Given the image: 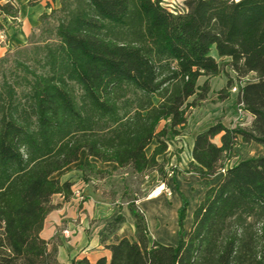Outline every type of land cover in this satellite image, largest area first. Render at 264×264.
<instances>
[{
  "label": "trees",
  "instance_id": "1",
  "mask_svg": "<svg viewBox=\"0 0 264 264\" xmlns=\"http://www.w3.org/2000/svg\"><path fill=\"white\" fill-rule=\"evenodd\" d=\"M177 1L59 0L39 17L60 13L52 39L15 51L10 70L2 65L8 57H0V264H59L56 246L49 248L40 231L56 206L53 195H73L72 182L53 174L82 151L85 181L107 172L91 157L166 178L157 156L207 97L223 62L238 77L255 74L239 96L253 119L247 127L217 119L196 134L188 169L205 193L189 231L184 235L183 200L177 244L150 243L144 212L132 199L135 239H116L107 245L109 260L94 264H264V154L228 165L241 142L264 147V0ZM18 11L0 4L12 19ZM230 85L228 79L220 98ZM124 220L117 214L104 236ZM70 264L91 263L81 257Z\"/></svg>",
  "mask_w": 264,
  "mask_h": 264
},
{
  "label": "crops",
  "instance_id": "2",
  "mask_svg": "<svg viewBox=\"0 0 264 264\" xmlns=\"http://www.w3.org/2000/svg\"><path fill=\"white\" fill-rule=\"evenodd\" d=\"M39 4L36 5L34 14L36 16L43 9H48V7L39 8ZM32 18L27 17L23 20L22 31L19 34H14L12 42L20 41L27 36L30 22H33ZM10 44H12L11 40L5 46H0V49L6 51V47H9ZM229 96L230 94L226 98ZM208 114L212 116L209 110ZM205 117L203 118L205 119ZM216 117H219L218 119L225 126H234L230 122H226L228 116L226 118L222 117V110H219L214 117H209V119L212 120ZM232 117L237 120L236 114H233ZM252 118L250 116L251 121ZM199 124L201 122L193 123L191 118L188 117L187 124L181 134L168 140L167 151L157 156V160L163 163L167 171L165 182L170 193L161 194L154 198L143 197L136 200L138 207L144 212L146 218L147 236L150 243L156 241L165 245L175 246L178 242L179 234L178 210L183 200L187 202L183 223L185 235L191 227L193 211L204 196L205 188L200 184V177L188 169V164L193 159L192 147L196 134L211 125L212 122L210 121L203 126H199ZM219 137L220 135L214 137L217 139V141H214L217 144H220ZM156 144L157 141L153 140L146 147L145 152L147 155L152 152ZM241 144L243 145L241 152L243 151L244 154L240 155L238 145L235 148L236 157L232 164L241 159L254 156L252 153L262 148L256 142H241ZM90 160L95 161L99 168L108 169L110 172L121 169L114 162H101L92 157ZM83 161L84 157L53 174L54 177L60 178L61 181H71L73 191V195L68 200H63L60 194L53 195L52 203L56 206L46 215L40 231V236L49 241V248L56 246V257L59 264H70L72 259L81 257H86L91 264H94L101 256H105L109 260L110 250L107 245L123 237L135 239V218L128 208V202L117 203V201H113L104 194L101 187L96 185L95 179L85 181L83 172L78 168ZM150 173L154 176L157 171L150 170ZM222 176L223 170L217 172L209 178V185L218 182ZM117 214L124 216V222L113 233L104 236L109 222Z\"/></svg>",
  "mask_w": 264,
  "mask_h": 264
},
{
  "label": "rangeland",
  "instance_id": "3",
  "mask_svg": "<svg viewBox=\"0 0 264 264\" xmlns=\"http://www.w3.org/2000/svg\"><path fill=\"white\" fill-rule=\"evenodd\" d=\"M7 1L10 2L13 8H18L19 10L17 18L15 19H12L10 16H6L3 13H0V46H5V44H8V41L10 40L12 43L9 47H6V51L4 49H0V57H8L9 62L2 65L7 70H10V61L16 56L15 51H17L18 49H23L25 47H31V41L36 42L38 40H42L43 38L52 39V28L55 26L57 22L56 19L58 16H60V13L56 12L50 17H45L41 21L39 19L40 15L43 12L49 13L51 8L59 7V0H0V4H3ZM40 2L41 4H39ZM177 2V0H166L165 3H172L173 5H175V3ZM38 4L39 8H46L47 4L50 7H48V9H43L42 12L39 13L38 16H36L34 14L37 7L36 5ZM27 17H33V22H30V29L27 30V36L22 38L23 40L21 39L20 41L12 42L14 34L21 33L23 20ZM212 54L215 55L221 63L223 62L216 55V52L214 50L212 51ZM22 58L26 57L22 56ZM222 67L223 70L219 75L213 76L209 79V81H211L207 97L199 102L196 107L188 110V117L191 118V122H201L199 126H203L207 125L210 121L213 123L215 120H217L219 117L213 118L212 120H210L209 117H214L219 110H222V117L226 118L228 116V119L226 118V122H230V124L234 126L237 124L245 127L250 126V116L252 115L247 110H245L244 107L241 112L238 111V108L240 107L239 95L235 91H230V87L233 86L235 82H239L240 79L237 76L236 72L230 67V65H227L225 64V62H223ZM255 78L256 76L254 73H248V75L245 76L243 83L245 84L246 82L252 81ZM205 79V76L199 77L197 81L198 85H201ZM228 79L231 80V85L228 91L230 96L228 98L222 99L220 98L218 91L226 85ZM193 98L194 96H191L189 100H192ZM208 110L210 113H212V116H209ZM228 110L230 111L228 112ZM204 114L206 115V117ZM233 114H236L237 120L236 118L234 119L232 117ZM203 117H205V119ZM213 141H217V139L213 138ZM242 147L243 145L240 143L238 148L239 152L241 153L240 155L244 154L243 151V153L241 152ZM263 153L264 147L262 146V148L252 154L258 155ZM83 157H85L84 151L80 153V158ZM235 157L228 162V165H231L233 163ZM149 173L150 170L144 173H136L127 166L118 169L115 172H110L107 169V172L92 179H95L96 185L101 187L106 196H109L113 201H117V203H122L129 202L132 199H135V201L141 199L145 197L151 187L158 183V180L166 181V178L162 177L158 172L157 174H154V176Z\"/></svg>",
  "mask_w": 264,
  "mask_h": 264
},
{
  "label": "built area",
  "instance_id": "4",
  "mask_svg": "<svg viewBox=\"0 0 264 264\" xmlns=\"http://www.w3.org/2000/svg\"><path fill=\"white\" fill-rule=\"evenodd\" d=\"M240 81L235 82L233 86L230 87V91H235L240 96L241 91L240 88L244 85L243 80L245 79V76L239 77ZM239 108L238 111L241 112L243 110V102L239 100ZM170 191L166 185V182L164 180H160L157 184H155L151 189L147 192L145 195L146 198H154L161 194H169Z\"/></svg>",
  "mask_w": 264,
  "mask_h": 264
}]
</instances>
